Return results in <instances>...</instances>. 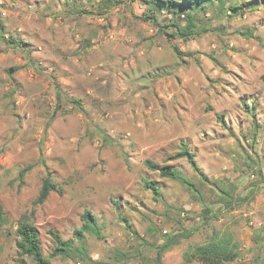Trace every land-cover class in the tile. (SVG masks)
I'll list each match as a JSON object with an SVG mask.
<instances>
[{"label":"rangeland","instance_id":"374dc122","mask_svg":"<svg viewBox=\"0 0 264 264\" xmlns=\"http://www.w3.org/2000/svg\"><path fill=\"white\" fill-rule=\"evenodd\" d=\"M101 1L77 0L73 9L65 0H0L3 264L20 262L14 230L22 217L37 228L48 258V231L72 239L85 210L101 233L84 235L88 259L50 264H155L158 246L184 234L190 236L165 252L162 264H199L184 255L213 230L238 240L240 256L230 264L262 263L264 0H235L257 7L231 18L217 19L216 6L196 14L207 31L188 42L170 37L174 15L158 17L166 37L135 19L140 4L116 0L98 16ZM182 143L195 154L199 174L184 159L165 163ZM145 161L178 170L197 196L160 179ZM46 177L56 191L36 205ZM144 180L157 182L160 197L145 190ZM216 188L230 194L231 209ZM204 208L212 211L206 223ZM250 212L252 226L244 217Z\"/></svg>","mask_w":264,"mask_h":264},{"label":"trees","instance_id":"16d2710c","mask_svg":"<svg viewBox=\"0 0 264 264\" xmlns=\"http://www.w3.org/2000/svg\"><path fill=\"white\" fill-rule=\"evenodd\" d=\"M130 3H138L144 7L143 13L135 19L140 20L141 22L151 23L155 25L160 34L163 36H168L162 27L158 24V17L162 14L163 11L168 14L174 15L176 19L175 22L171 24L172 30L170 37L177 38L183 42H188L192 39L201 35V32L204 33L207 30L201 28L197 24L195 15L202 13L205 15L207 11L212 10L215 6L217 7V12L215 17L221 19L225 16L228 18L237 16L241 13L242 7H257V2L252 1L249 3H237L235 0H129ZM102 5H99L97 8V15L101 16L104 14L102 11L104 9L114 8L119 5L120 2L116 0H102ZM65 6H71V8L76 9L78 3L77 0H65ZM97 7V6H96ZM85 13V12H83ZM183 15L185 21L183 24L178 23L180 16ZM3 30L2 25H0V31ZM14 43L17 46H22V42L19 40H14ZM173 50L178 54L177 48ZM223 115L218 116L219 123H223ZM258 127V126H256ZM180 159H184L191 169L199 174L200 170L195 161V154L189 150L187 144L182 143L178 152L173 156H170L166 159L165 163L173 162ZM145 168L151 172H156L160 179H169L175 182H179L181 185L185 186L192 194L197 196L198 190L196 187L191 184L188 180L184 179L178 170L174 169L172 166L164 164L158 165L156 163L145 161ZM32 169L31 166H28L20 171L19 178L23 177L24 174ZM205 181H209L205 176L203 178ZM143 186L146 191H151L155 196L160 197L161 193L159 190V185L155 181L144 180ZM232 193H234V189ZM56 188L52 183L49 177H46L42 180L41 188L39 190L35 204H42L51 192H55ZM215 195L218 197V201L223 205V208L231 209L233 201L227 192L216 188ZM115 205H118L115 203ZM204 214L203 222L206 223L209 221L210 214L212 211L209 208L203 209ZM3 209L0 205V226L4 221ZM82 226L80 229L73 232V238L68 240H62L61 237L49 230L48 234L53 240L54 247L49 254L48 258H45L42 250L41 244L39 241V235L37 228L28 221L26 217H22L14 230V235L16 240L14 246L16 249V256L20 260L19 264H26L25 259H29L32 264H50L49 259L59 258L61 260L67 259H80L81 261L87 260L88 255L83 245L84 235H92L96 239H99L101 236L100 228L97 225L96 218L91 211L85 210L80 217ZM119 220L122 223H125L126 228L129 230V233L133 236L134 239L138 240L137 234L131 230L129 224L126 223V220L119 216ZM189 234L177 235L170 237L164 241L163 244L158 246L156 257L154 260L155 264H162V256L165 252L169 251L171 247L175 246L179 239L189 237ZM240 256L239 242L236 237L229 231H219L213 230L208 239L198 245H195L192 249V252L186 253L184 255V261L189 263L192 259H195L199 264H230L233 263ZM261 264V263H260Z\"/></svg>","mask_w":264,"mask_h":264},{"label":"built area","instance_id":"2783aa9c","mask_svg":"<svg viewBox=\"0 0 264 264\" xmlns=\"http://www.w3.org/2000/svg\"><path fill=\"white\" fill-rule=\"evenodd\" d=\"M162 14L166 15V16H169L170 17V14H168L167 12L163 11ZM181 17H183V15H181ZM246 143H249L248 141H246ZM251 178H254V176H251ZM252 212H250L249 214H245L244 217L247 218V220L249 221L248 222V225L252 226L253 225V222L251 221L252 219ZM258 227H261V223H258Z\"/></svg>","mask_w":264,"mask_h":264},{"label":"crops","instance_id":"0c3cea01","mask_svg":"<svg viewBox=\"0 0 264 264\" xmlns=\"http://www.w3.org/2000/svg\"><path fill=\"white\" fill-rule=\"evenodd\" d=\"M257 119H261V118H257ZM260 122V121H259ZM262 173H264V169L262 168ZM264 184V182H263ZM262 184V185H263ZM264 191V190H263ZM263 191L259 190L258 193L261 194V192L263 193ZM264 199V198H263ZM1 245V244H0ZM2 259V260H1ZM3 260H4V256H3V253H0V264H3ZM261 264H264V260H262V263Z\"/></svg>","mask_w":264,"mask_h":264}]
</instances>
